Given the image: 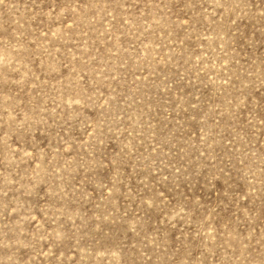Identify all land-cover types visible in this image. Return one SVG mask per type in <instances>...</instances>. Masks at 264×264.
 <instances>
[{
  "label": "rangeland",
  "instance_id": "374dc122",
  "mask_svg": "<svg viewBox=\"0 0 264 264\" xmlns=\"http://www.w3.org/2000/svg\"><path fill=\"white\" fill-rule=\"evenodd\" d=\"M0 264H264V0H0Z\"/></svg>",
  "mask_w": 264,
  "mask_h": 264
}]
</instances>
